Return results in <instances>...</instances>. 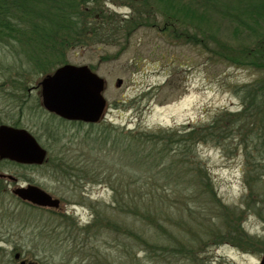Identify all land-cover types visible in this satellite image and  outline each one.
Instances as JSON below:
<instances>
[{
    "label": "rangeland",
    "instance_id": "rangeland-1",
    "mask_svg": "<svg viewBox=\"0 0 264 264\" xmlns=\"http://www.w3.org/2000/svg\"><path fill=\"white\" fill-rule=\"evenodd\" d=\"M196 1L193 5L198 9L212 8L207 0ZM99 4H105L108 17H119L101 21L111 26L108 34L116 36L117 41L76 48L67 52L66 59L67 64L90 67L105 80L107 109L100 128L62 124L60 118L54 119L39 106V84L44 75L28 65L20 70L19 59L11 54L0 57L12 67L0 68V86L11 75L17 79L0 89V126L17 125L16 128L28 130L49 151L46 163L38 169L0 159V172L23 183L33 182L61 200L57 212H47L20 205L10 193L11 188L1 197L5 205L0 208V264H134V258L141 264H196L197 259L207 264H260L264 256V182L255 184L256 191L248 200L244 156L234 153L237 131L222 132L218 137L232 155L217 146L215 140L208 139L197 147L219 199L216 207L210 209V196L192 188V173L169 177L178 179L175 183L187 184V190L180 192L184 200L178 198L173 184L157 185L161 195L173 190L168 201L177 203L175 209L164 208L163 214L160 210L153 212L157 216L152 217L164 229L160 239L154 240L155 230L141 223L127 229L122 226L123 231L110 225L118 215L112 205L115 193L110 183L117 181L118 176L114 174L110 183L101 178L80 182V168L87 167L90 172V160L101 158L89 150L96 134L107 133L103 127L117 128V133L124 134L139 128L155 132L211 125L222 111L243 110L238 89L258 77L247 66L246 53L242 51L250 45L249 41L244 42L241 36L243 40L236 42L237 37L231 36L232 28L226 23L220 25L219 34L232 48L212 43L215 37L210 27L200 33L194 27L186 31L180 24L168 23L154 4L146 8L122 0H102ZM133 18L144 24L135 28L120 23L121 19ZM117 27L123 29L116 33ZM127 36L129 40L125 39ZM118 80H122L119 87ZM19 83L25 87H19ZM109 157L112 167L118 155L110 153ZM60 161L62 165L56 164ZM138 177L146 178L140 174ZM154 179L161 183L165 178L159 171ZM128 181L126 177L124 184ZM7 206L11 208L4 209ZM182 223L185 227H181ZM125 229L143 234L156 243L152 242L157 254L167 249L166 254L156 260L154 254L144 253L133 245ZM13 232L17 235L7 239Z\"/></svg>",
    "mask_w": 264,
    "mask_h": 264
},
{
    "label": "trees",
    "instance_id": "trees-1",
    "mask_svg": "<svg viewBox=\"0 0 264 264\" xmlns=\"http://www.w3.org/2000/svg\"><path fill=\"white\" fill-rule=\"evenodd\" d=\"M101 1L0 0V57L6 58L11 54L19 59L20 70L22 66L28 65L40 73V76L45 77L58 67L67 64L66 54L71 50L98 43H115L117 37L113 38L108 34L111 26H105L103 23L107 22L101 21L119 17L117 14H111L108 17L105 4H99ZM122 1L126 4L140 5L142 8H146L148 4H154L168 23L180 24L186 31L193 30L194 27L195 32L205 33L203 30L210 27V31H213L212 36L215 37L212 43L216 46L227 45L232 48L221 39L219 34L220 25L228 24L232 28L231 36L237 37L234 39L236 42L243 40L241 36L244 37V42L249 41V46L242 48L243 45L240 44V47L243 53H246L244 58L249 63L247 66L258 73V77L253 82L238 89L243 110L237 113L229 110L222 111L211 125L186 126L187 128L183 130L155 132L139 128L124 134L117 133L115 131L117 128L105 126L103 128H106L107 133L96 134V141L93 146H90L89 151L91 154L95 152L101 158L95 161L89 153L93 158L90 160L92 170L89 172L86 170L87 167L84 169L81 167L80 182L87 183L101 178L102 182L110 183L114 174L118 176L119 181L110 183L114 186L115 193L112 205L118 212L117 221L111 222L110 225L123 231L122 226L127 229L128 226L141 223V226L146 228L149 226L155 230L152 237L156 240L162 238L161 232L164 229L159 225V221L152 217L156 215L153 212L160 210L159 212L163 214L164 208L175 209L177 203L173 200H170L171 203L168 201L170 193L175 189L178 198L184 200L180 192L187 190V184L182 181L175 183L178 179H170V176L179 173L186 176L192 173V188L196 187L197 191L202 190L210 196L208 207L210 209L216 207L219 202L212 179L197 152L200 143H205L208 139L215 140L218 142L216 145L225 153H230L229 155L237 153L244 156L245 180L250 191L248 200L256 191L255 184L264 182V0H234L228 3L227 0H207L212 8L202 7L200 8L202 10L193 5L197 3L196 0ZM120 23L124 26L127 23L135 28L144 24L136 22L134 18L131 21L121 19ZM116 29L118 33L123 28ZM125 39L129 40V36ZM204 46L209 48L207 43ZM226 57L229 58L228 55ZM0 68L11 70V63L9 61L6 63L1 58ZM15 78L11 75L1 84L0 89H4L7 83L12 85L17 80ZM18 85L25 87L23 83ZM9 95L14 96V93ZM39 106L43 109L41 102ZM52 117L56 118L54 115ZM222 120L228 121L222 123ZM60 122L74 126L84 125L79 122L69 123L62 119ZM101 125L99 122L90 127L100 128ZM227 131H237L239 136L234 138L235 142H238L234 153L230 152L225 141L218 138L222 132ZM38 139L40 140L39 137ZM110 153L118 155V161L112 167L109 164ZM170 156L174 158L172 161L169 159ZM117 167L116 172H113ZM95 170H98L99 174ZM159 171L161 177L165 178L161 183L153 180ZM139 174L146 178L142 180L138 177ZM126 177L129 181L124 184ZM149 180L153 183H149ZM158 184L160 187L173 184L174 187L170 193L161 195L157 193ZM188 185L190 187V183ZM158 201L162 203L159 205ZM256 208L259 207L256 206ZM259 210L262 211L260 208ZM165 215L168 216V214ZM183 224L181 227H185ZM126 229L125 231L130 233L128 238L132 239L133 245H138L137 247L144 253L154 254L156 260L166 254L167 249L165 251L159 249L163 253L157 254V248L153 246L155 242L147 239L143 234ZM125 231L123 233H126ZM172 252L174 250L170 253ZM134 264H141V262L134 258ZM196 264L207 263L197 259Z\"/></svg>",
    "mask_w": 264,
    "mask_h": 264
},
{
    "label": "water",
    "instance_id": "water-1",
    "mask_svg": "<svg viewBox=\"0 0 264 264\" xmlns=\"http://www.w3.org/2000/svg\"><path fill=\"white\" fill-rule=\"evenodd\" d=\"M121 85L122 80H118L117 86ZM39 86L43 107L49 113L68 121L86 124H96L104 116L107 107L103 95L106 83L88 66L63 65L54 73L45 76ZM46 156L47 151L28 130L8 125L0 126L1 160L42 165ZM14 194L40 207H60V200L54 199L37 186L18 188ZM260 264H264V256Z\"/></svg>",
    "mask_w": 264,
    "mask_h": 264
},
{
    "label": "flooded vegetation",
    "instance_id": "flooded-vegetation-1",
    "mask_svg": "<svg viewBox=\"0 0 264 264\" xmlns=\"http://www.w3.org/2000/svg\"><path fill=\"white\" fill-rule=\"evenodd\" d=\"M38 141L41 144V142H40L39 139H38ZM42 147H43V145H42ZM46 150L49 153L48 149H46ZM14 163L15 164H18V165H23V166H29V167L34 168V169H38L39 167H42L43 166V165L38 166V165H35V164H33V165H27V164H21V163H17V162H14ZM45 163H46V161H45ZM56 164L62 165V162L61 163L58 162ZM0 174L3 175V176H0V199H1V197H4V196L7 195V193H9V189L11 188V192L10 193L13 195V198L16 199L19 202L20 205H23L24 207L28 208L29 210L30 209H36V210L39 209V210H43V211H47V212H49V211L57 212L59 210V208L58 209H54V208H48V207H40V206L34 205V204L30 203V202H27V201L22 200L21 198H19L17 195L14 194V191L16 189H18V188H27L29 186H37V185L34 184L33 182L31 183L29 181H25L23 183V182H21L20 179L14 177L13 175L8 174V173H2V172H0ZM37 187L41 188L40 186H37ZM41 189L44 190V191H46L48 194H50L54 199H58L55 196H53L50 192H48L47 190H45L43 188H41ZM8 195L10 196V194H8ZM60 202H61V200H60ZM3 204L4 203L0 200V208L3 207ZM10 208H11L10 206L4 207V209H8V210ZM14 235H17V234L13 232V234H10L7 239H10L11 240V238H14ZM0 236H1V233H0ZM0 244H1V237H0Z\"/></svg>",
    "mask_w": 264,
    "mask_h": 264
}]
</instances>
